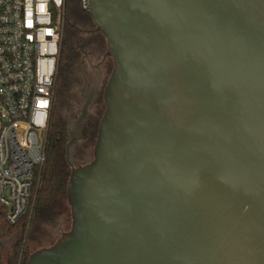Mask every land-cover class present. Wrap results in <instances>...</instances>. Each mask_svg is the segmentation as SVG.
Masks as SVG:
<instances>
[{"label": "water", "instance_id": "obj_1", "mask_svg": "<svg viewBox=\"0 0 264 264\" xmlns=\"http://www.w3.org/2000/svg\"><path fill=\"white\" fill-rule=\"evenodd\" d=\"M90 15L98 65L113 61L94 158L71 159L85 113L71 228L25 264H264V0H90Z\"/></svg>", "mask_w": 264, "mask_h": 264}, {"label": "built area", "instance_id": "obj_2", "mask_svg": "<svg viewBox=\"0 0 264 264\" xmlns=\"http://www.w3.org/2000/svg\"><path fill=\"white\" fill-rule=\"evenodd\" d=\"M70 0H0V206L16 224L32 210ZM90 12V0H76Z\"/></svg>", "mask_w": 264, "mask_h": 264}, {"label": "trees", "instance_id": "obj_3", "mask_svg": "<svg viewBox=\"0 0 264 264\" xmlns=\"http://www.w3.org/2000/svg\"><path fill=\"white\" fill-rule=\"evenodd\" d=\"M69 6L74 7L75 11L69 15L66 10L65 14L63 40L56 76V94L53 100L46 137L47 158L41 169L37 186L35 184L33 208L16 224H11L6 220L5 210L0 206L1 235L3 237H13L18 232L21 234V237L13 243L5 260L6 264H25L31 254L26 247L27 241L23 242L28 223L26 235L36 220L43 223L56 222L59 217V212L56 209L58 200L61 197H67V185L71 172V167L67 160V144L71 137L73 124H71L68 114L62 112V107L75 108V102L73 101L75 100L77 104V99L69 92L72 87V83L69 81L70 72L75 57L72 52L71 42L66 37V30L67 28H71L73 33L76 31L81 34L86 32L99 33L105 39L102 33L95 30V25L89 11L82 9L76 0H70ZM80 94L83 96V91ZM98 126V118H92L82 138L72 146L71 159L74 164L76 163V159H82L86 155L88 143L95 137ZM20 254L22 258L19 259Z\"/></svg>", "mask_w": 264, "mask_h": 264}, {"label": "rangeland", "instance_id": "obj_4", "mask_svg": "<svg viewBox=\"0 0 264 264\" xmlns=\"http://www.w3.org/2000/svg\"><path fill=\"white\" fill-rule=\"evenodd\" d=\"M73 11H75V8L68 6L67 13L71 15ZM66 37L71 42L72 52L75 57L72 70L70 72L69 81H71L72 87L69 92L75 96V99H77V104L75 100L73 102H75L74 105L78 107L74 108L65 106L62 107V112L68 114L70 122L73 124V130L75 128V121L79 117L80 110L85 103L84 94L90 93L95 81L97 80L96 74L98 72L95 70V67L102 60L104 54L106 53L107 45L105 39L99 33L93 34L86 32L81 34L76 31L73 33L71 28H67ZM104 62L105 63L102 66L104 74L102 73V79L100 80V82H102L99 85L100 87L97 89V95L93 102L94 107L93 103L89 107V111H91V109L94 110L99 123L105 111V103L103 99L104 90L113 69V61L111 58H106ZM81 91H83V96L80 94ZM97 133L95 134L93 140L88 143L86 155L82 159H76V166L86 164L93 160V151L96 143ZM42 167L37 170L35 182L36 186L40 179ZM56 209L59 212V217L56 222L43 223L39 220H36L33 222L32 227L28 230V234L26 235L29 226L28 223L23 242L27 241L26 247L30 253L42 247L50 246L60 237L64 231H68L71 228L72 217L67 197H61L58 200ZM20 237V232L16 233L13 237L4 236L6 243L2 252L3 261L6 260L13 243H15ZM20 258H22L21 254L19 255V259Z\"/></svg>", "mask_w": 264, "mask_h": 264}, {"label": "flooded vegetation", "instance_id": "obj_5", "mask_svg": "<svg viewBox=\"0 0 264 264\" xmlns=\"http://www.w3.org/2000/svg\"><path fill=\"white\" fill-rule=\"evenodd\" d=\"M105 62L101 63L100 65H96L95 67V70L98 72L96 74V81L93 85V88L91 89L90 93L88 94H84V97H85V103L83 105V107L81 108L80 110V113H79V117L76 119V122H75V127L76 125L78 124L77 123V120L80 118L81 120H83L84 116H85V113H88L90 115V118L87 122V125L89 123V121L92 119V118H96V114L94 112V110L91 109V111H89V107L92 105V103L94 102L95 98H96V95H97V89L98 87H100V80L102 79V73H103V69H102V66L104 65ZM104 74V73H103ZM96 105V104H95ZM93 107H94V103H93ZM96 108V107H95ZM97 109V108H96ZM87 127V126H86ZM75 129V128H74ZM86 130V129H85ZM5 243H6V240L4 239V237L0 234V249H1V254L3 252V249L5 247ZM2 260H3V257H2ZM5 263V261H3ZM6 264V263H5Z\"/></svg>", "mask_w": 264, "mask_h": 264}]
</instances>
